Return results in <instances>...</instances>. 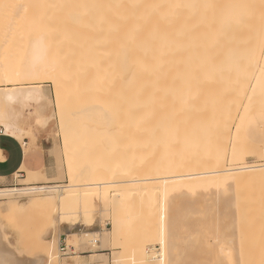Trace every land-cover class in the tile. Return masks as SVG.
Returning a JSON list of instances; mask_svg holds the SVG:
<instances>
[{
  "label": "bare ground",
  "instance_id": "1",
  "mask_svg": "<svg viewBox=\"0 0 264 264\" xmlns=\"http://www.w3.org/2000/svg\"><path fill=\"white\" fill-rule=\"evenodd\" d=\"M262 15L264 0H0V42L13 40L22 36V33L25 36L28 32L29 35L33 34L30 32H34V36H31L34 37L32 41L38 44H63L73 38L74 43L76 41L85 45L82 51L86 53L84 57L87 56L85 58L87 63L104 60L108 62L115 60L119 63L121 81L129 87L131 103L137 112V118L144 120L145 139L150 142V145L148 142L146 144L147 147L150 146L147 148L148 152L150 148L154 152L161 144V148H164L169 142L173 143V139L172 141L169 139L171 136L173 138L171 135L173 131L169 132L171 136L167 135L174 124H177L176 130L179 131L180 149L178 146L177 148L180 157L175 165L167 161L165 156L162 157L165 149L162 148L160 149L162 154L159 151L161 156L157 155L156 151L150 161H148L150 157L147 159L151 166L147 167V163L144 166L138 161L134 167L120 171L118 177H91L89 171L85 170L79 175L78 181L71 180L66 186L1 189L0 195L11 196L45 192L46 197L39 201L44 205L58 208L59 212L51 218L53 221L51 228L43 230L37 240L36 245L39 244L37 247L41 254L31 264H57L58 251L57 246L55 247L57 241L54 244L55 241H50L49 238L47 240V236L52 234V227L55 228V221L59 220V224L72 226L82 210L88 207L84 208L82 204L72 207L71 201L79 203L83 199L85 201L89 199L93 204L90 210L85 212L93 213L94 199L108 206L111 188L117 192L113 195L119 199L143 192L147 198L150 197L149 200L157 199L156 191L159 189V197L164 203L161 201L163 209L160 207L162 210L159 211L161 213L159 221L162 225L156 223L157 220L152 222L155 226H161H158L161 229L163 227L164 231H167L166 203L173 188L177 191L190 192L191 195L197 194L198 196L191 199L199 210L202 208L199 206L209 203V199L215 198L214 201L217 202L216 199L220 197L219 203L225 201L223 206L225 210H221L222 217H231L229 220L223 219L227 220L224 227L231 233L228 239L226 237L224 251L221 249L223 264H264V163L233 167L226 163L224 153H215L211 147L206 148L226 129L229 120L233 119L228 108V97L217 87L215 80L222 71L220 63L217 62V56L222 50L215 51L216 41L227 42L229 39L227 31L230 27L234 30L240 27L243 32H248L245 23H248V26L253 25V29L256 25H263L264 20L260 18ZM258 28L257 26L256 29ZM243 32L242 35L238 34L242 39L239 36L237 39L247 41L244 39L246 36H243L247 34ZM253 32H256L255 29ZM233 38L236 37L231 39ZM258 39L253 38L254 41L251 42L248 40L247 45L242 42L243 49L249 48V57L255 55L252 47H261L260 42H264V40L257 42ZM101 40L115 41L117 44L115 53L108 48H101L102 45L95 42ZM33 55V63L38 62L41 54L33 52ZM32 71L33 76L48 73L45 69ZM125 73L127 77L124 79ZM36 80L38 79L29 77L5 82L7 87L0 92V103H16L21 105V108L40 104L46 99V95L40 89L41 86H14L35 83ZM53 84L58 90L57 82ZM58 103L60 104L59 101ZM61 108L62 106H59L60 110ZM256 108L259 109V106ZM85 110L74 114L73 117L98 118L89 107ZM82 122L85 123L81 121V124ZM3 125L5 134L9 137L15 138L24 132L15 120L6 118ZM190 134L194 136L189 138ZM166 139H169L168 143ZM176 144L178 145V142ZM181 151H184L183 155ZM198 191L204 192L203 195L198 194ZM184 195V198L190 199L189 193ZM151 201L153 204L154 201ZM69 203L71 208L67 207ZM151 205L150 212L154 213L155 207ZM260 206L263 210H258ZM217 209L212 205L204 212L205 214L201 211L200 215L208 216L209 221L214 220L215 224L219 214ZM151 215L153 217V214ZM214 216L215 219L211 220ZM217 221H221L220 217ZM211 226L213 225H208V228ZM215 227H218V223L214 229H219L220 223L219 228ZM220 230L222 232V229ZM220 230H216V234L221 233ZM151 231L149 233H153ZM164 231L161 233L163 236L167 233ZM213 234L215 236V233ZM153 236H156L155 233ZM67 237L72 241L70 233ZM221 247H218L219 250ZM162 249V254L160 253L158 257H150V263H170L165 258V247ZM12 260L0 242V264H17Z\"/></svg>",
  "mask_w": 264,
  "mask_h": 264
},
{
  "label": "rangeland",
  "instance_id": "2",
  "mask_svg": "<svg viewBox=\"0 0 264 264\" xmlns=\"http://www.w3.org/2000/svg\"><path fill=\"white\" fill-rule=\"evenodd\" d=\"M263 16L260 18L264 20ZM251 23L256 25L254 22ZM244 25L248 32H243L240 27L241 31H238L239 28L234 30L230 27L227 31L228 41H216L214 47L215 51L222 50L217 56L222 71L215 80L217 87L228 97V108L233 119L230 118L226 129L221 132L222 135H217V138H214L208 147L206 146V148L211 147L215 153H224L226 163L233 167L264 163V47H262L264 42H260L264 40L262 37L264 24L254 25L255 33L253 25L248 26V23ZM242 32L247 34L243 35L246 36L243 38L250 42L260 36L257 42H260L261 47H252L255 54L252 57H249V48L243 49L242 42L244 45L249 42L241 40L242 36L238 34L242 35ZM28 33L27 36L22 33V36L13 40L0 42V92L7 87L5 82L33 77L38 79L35 83L14 86L39 85L46 99L28 108H21V105L16 103H0V130L5 134L3 122L6 118L15 120L20 128L21 123L25 121L41 128L47 127L53 142L56 171L51 178H46L41 173L28 175L24 172L16 174L9 180L0 179V190L66 186L71 180L78 181L79 175L85 170L89 171L91 177H118L120 171L134 167L138 161L144 166L146 163L147 167L151 166L152 164L148 162L151 156L153 153L156 154V151H158L157 155L161 156L160 149L163 147L161 148L162 144L158 143L160 147H155L157 150L152 152L150 148L148 152L150 142L145 139L144 120L137 118V112L131 103L129 87L121 81L119 63L115 60L109 62L104 60L89 64L85 60L87 56L84 57L85 45L76 41L74 43L73 38L72 41L63 43L65 45L38 44L32 41L34 37L31 36H34V32H30L33 33L31 35ZM217 36L219 37V30ZM238 36L241 37L240 40L237 39ZM76 37L75 35V40ZM232 37L236 38L232 40ZM95 42L101 44V48H108L113 54L115 53L117 45L115 41ZM33 52L37 55L41 54V58L36 63H33ZM33 69L37 71L45 69L48 73L33 76ZM125 76L126 73L124 79ZM54 82H57L58 90L55 89ZM126 82L129 84L128 80ZM59 106H62L61 110ZM257 106L259 109L256 108ZM88 107L98 118L73 117L74 114L81 113ZM81 121L85 123L81 124ZM176 126L177 124H174L172 129L169 128L171 130L167 129L168 133L173 131L171 132L173 138L170 133L167 135L171 136L169 139H173V143L166 139L169 146L167 144L164 146L162 154V157L165 156L173 165L178 163L180 157L177 148L178 146L180 149L179 131L176 130L178 128ZM21 131L24 130L21 128ZM23 135L31 136V128L15 138L22 141ZM192 135L194 136L190 134L189 138ZM183 152L181 151L182 155ZM158 190L156 191L158 200L151 199L155 200L152 204L150 197L147 198L143 192L119 199L118 196L113 195L117 192L111 188L108 194L110 199L108 206L94 199L93 213L85 212L90 210L93 204L89 199L86 201L83 199L79 203L71 201L72 207L78 204L79 206L82 204L84 208L88 207L82 210L72 226L59 224V220L55 221L58 223L57 226L54 223L56 230L52 227V234L47 236V240L55 241L54 244L57 241L55 245L58 251L57 264H82L79 258L81 253L88 256L89 264H158L159 262L150 263L149 259L151 256L158 257L160 253L162 254L163 247L169 264H223L221 253L226 247V237L228 239L231 235L224 227L225 222L231 217H222L221 210H225L223 207L225 201L219 203L220 197L216 199L217 202L214 201L215 198L209 199V203L206 200V204L203 202L204 204L199 206L203 208L205 205L202 211L203 209L199 210L192 200L194 196H198L197 194L191 195L190 192L177 191L173 188V192L169 193L171 198L168 196L169 201H165L168 215L165 223L167 231H164L163 227L159 228L161 227L159 211L163 209V205ZM184 193H189L190 199L184 198L186 195ZM200 193L203 195L204 192ZM200 193L198 191V194ZM44 194L37 192L12 196L0 195V242L11 260L14 259L12 260L14 263L16 261L17 264H31L41 254V250L37 247L39 244L36 245L37 240L43 230L53 224L52 216L59 212L56 206L53 208L39 201L42 197H46ZM69 205L70 203L67 207L71 208ZM150 205H154L155 210L151 207L154 213L150 212ZM212 205L213 208H218L219 216L217 215L216 219L218 220V217L221 219L218 222L215 216L211 217V220L215 219L216 225L218 223V227L215 228H219L220 223V228L216 230L222 229V232L220 230L221 233L217 234L214 220L211 222L208 216L200 215L201 211L206 212ZM259 209L263 210L262 206ZM204 218L213 225L211 228L213 227L214 232L208 228L210 224ZM152 220H157L155 222L159 227L155 226ZM163 231L167 232L164 234L167 238L161 234ZM69 233L72 241L67 237ZM160 241L165 242L163 243L165 245L162 246ZM62 243L67 247L66 254H61L59 251ZM219 246H222L220 250Z\"/></svg>",
  "mask_w": 264,
  "mask_h": 264
},
{
  "label": "crops",
  "instance_id": "3",
  "mask_svg": "<svg viewBox=\"0 0 264 264\" xmlns=\"http://www.w3.org/2000/svg\"><path fill=\"white\" fill-rule=\"evenodd\" d=\"M20 126L25 133L31 128L32 135H23L22 141L6 134L0 135V179L9 180L24 172L41 173L51 178L56 171V158L47 127L41 128L27 121ZM84 254L79 256L82 264H89L88 256Z\"/></svg>",
  "mask_w": 264,
  "mask_h": 264
},
{
  "label": "built area",
  "instance_id": "4",
  "mask_svg": "<svg viewBox=\"0 0 264 264\" xmlns=\"http://www.w3.org/2000/svg\"><path fill=\"white\" fill-rule=\"evenodd\" d=\"M2 134H4V132L2 130H0V135H2ZM34 193H37V192H33V193L31 192V193H25V194H34ZM66 249H67V247L65 245H63V243L60 244L59 251H60L61 254H66L65 253Z\"/></svg>",
  "mask_w": 264,
  "mask_h": 264
}]
</instances>
